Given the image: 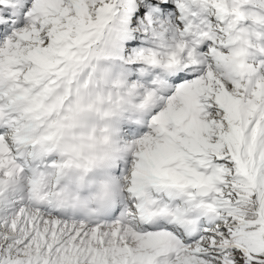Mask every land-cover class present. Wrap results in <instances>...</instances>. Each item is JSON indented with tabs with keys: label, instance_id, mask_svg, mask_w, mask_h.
<instances>
[{
	"label": "snow or ice",
	"instance_id": "snow-or-ice-1",
	"mask_svg": "<svg viewBox=\"0 0 264 264\" xmlns=\"http://www.w3.org/2000/svg\"><path fill=\"white\" fill-rule=\"evenodd\" d=\"M0 264H264V0H0Z\"/></svg>",
	"mask_w": 264,
	"mask_h": 264
}]
</instances>
